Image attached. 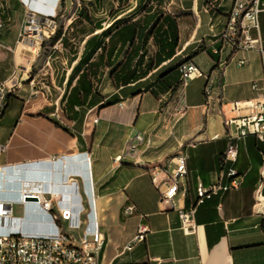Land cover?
<instances>
[{
  "label": "crops",
  "instance_id": "obj_1",
  "mask_svg": "<svg viewBox=\"0 0 264 264\" xmlns=\"http://www.w3.org/2000/svg\"><path fill=\"white\" fill-rule=\"evenodd\" d=\"M60 1L20 0L24 10L17 14V3L0 0V85L7 88L0 116V200L18 211L0 234L52 230L46 213L19 201L21 181L42 185L52 214L68 207L74 183L73 209L80 204L86 213L93 195V218L105 237L99 264H264V216L254 206L256 191L264 198V143L248 137L239 144L236 191L201 203L197 196L199 186L215 184L229 166L223 154L233 127L224 121L245 114L229 104L264 101V91L251 89L262 78L264 56L232 55L215 37L234 0H88L89 21L75 22L80 7L62 34L68 42L60 53L64 74L37 91L26 81L33 50L15 40L27 12L53 16ZM133 23L136 31L116 33ZM258 23L264 42V12ZM188 57L202 77L176 88L177 65ZM240 59L246 64L238 65ZM178 155L185 157L187 174L170 208L160 193L170 184V159ZM127 205L134 207L131 216L122 213ZM190 209L194 229L184 233L178 210ZM82 219L73 231L77 237ZM141 223L148 227L144 240L124 251Z\"/></svg>",
  "mask_w": 264,
  "mask_h": 264
},
{
  "label": "built area",
  "instance_id": "obj_2",
  "mask_svg": "<svg viewBox=\"0 0 264 264\" xmlns=\"http://www.w3.org/2000/svg\"><path fill=\"white\" fill-rule=\"evenodd\" d=\"M264 12V2L261 0H234L232 8L227 15L225 26L222 31L216 35L217 41L221 43L222 48H227L232 55L236 52L256 51L261 57L264 56V42L261 41L258 31V16ZM28 26H23L20 33L27 37H38L41 41L47 39L50 31H54L55 15L48 17L30 14ZM4 24L0 19V30ZM254 31L257 36L252 38L251 32ZM28 32V33H27ZM21 34H19L20 36ZM60 42V39L58 40ZM214 53H219L214 50ZM242 66L246 64L245 59L237 62ZM179 80L176 88L183 89L189 81L202 77V73L193 61H185L178 67ZM212 83L208 81L204 87V94L208 96L211 92ZM251 89L259 94L264 91V66L263 75L260 80L251 83ZM7 88L4 84L0 85V115L6 104ZM230 110L234 112L245 111V114L231 119H226L224 125L232 126L233 132H228V145L223 154L224 163L228 164L226 172L220 175L218 182L203 188H197L198 203L204 199H209L218 193H227L236 191L239 188V177L234 169V164L238 157V146L248 137L254 138L259 143H264V101L249 100L245 102L230 103ZM136 140L141 141L137 136ZM172 167L168 170V180L170 184L164 192L160 193V200L167 203L170 208H174V199L179 193L181 182L187 174L186 161L183 155H178L170 159ZM2 170L0 169V174ZM223 177L227 178L226 184H221ZM32 182L39 184L41 189L39 193L33 194L27 189L24 183ZM19 191V201L22 204H30L33 207L46 213L52 224L51 232L45 235H29L20 232L9 234H0V264H99L101 251L105 244V237L100 231L93 218V199L89 200V210L83 213L81 205L73 209L74 201L78 197L75 194L76 186L74 183L69 185L71 197H69L68 207L61 209L57 214L51 213L50 200L45 198L42 185L37 181H21ZM184 191V190H183ZM183 194V192H182ZM25 196L36 198V201H25ZM57 202V204H59ZM11 202L0 200V226L13 224L16 219L13 216ZM255 207L261 210L264 216V198L259 191L255 193ZM194 209L189 211L178 210L180 220V229L184 233H190L194 227L192 218ZM124 216H131L135 213L132 205H127L122 211ZM84 224L81 236L76 237L74 230L79 229ZM148 232V227L139 224L135 236L124 247V251L132 249L133 245L142 242Z\"/></svg>",
  "mask_w": 264,
  "mask_h": 264
},
{
  "label": "rangeland",
  "instance_id": "obj_3",
  "mask_svg": "<svg viewBox=\"0 0 264 264\" xmlns=\"http://www.w3.org/2000/svg\"><path fill=\"white\" fill-rule=\"evenodd\" d=\"M13 1L15 4L17 3V5H19V7L16 8V10H14L17 14L20 8L24 10V5L20 3V0H13ZM23 1L28 2L29 0H23ZM61 1L63 2V4L59 5L57 12L55 14V17L56 15H58V17H57V21L55 22V27L53 28L54 33L50 38L48 39L43 38L40 41L38 37H32L30 35L29 37H27V35L20 33L22 31L23 26H28V21L30 20L31 17L29 16L30 14H35L36 16H38L37 13L29 11L23 17V23L20 25L15 40L16 44H23L29 46L33 50L34 58L30 62V65L28 67L29 69L27 74L28 78L26 81L27 84H29L32 80L33 86L36 87L37 91L45 89L44 87H46L47 82L50 79L56 80V78H59L61 73L64 74V71L61 69L65 68L64 65L65 56H62L60 54L61 52L64 53V51L61 43L58 40L64 33L68 21L75 17L76 10H78L80 7L88 3V0H61ZM31 4H35V2L31 0ZM45 4L50 5L49 2L47 1L45 2ZM33 8L35 9L34 6ZM19 34L21 35L19 36ZM54 52L55 54L53 55L52 53ZM49 55L50 58H48ZM46 62H48V64H46ZM57 72H58V77L56 76ZM54 91L55 93H59L58 89H54ZM13 212H14L13 214H16V212L18 211H13Z\"/></svg>",
  "mask_w": 264,
  "mask_h": 264
},
{
  "label": "trees",
  "instance_id": "obj_4",
  "mask_svg": "<svg viewBox=\"0 0 264 264\" xmlns=\"http://www.w3.org/2000/svg\"><path fill=\"white\" fill-rule=\"evenodd\" d=\"M62 4H63V2L60 1V5H62ZM76 15H77V19L75 20V22H77V20H79V19L84 20V21H89V19H90V16H89V14H88L87 6H85V5L82 6V7L78 10V12L76 13ZM57 17H58V15H56L54 21H57ZM71 25H73V23H72ZM130 30L136 31V24H135V23H133V24H131V25H128L126 28H125V27H124V28L122 27V28H121L120 30H118L116 33H119V32H121V31H124V32L127 33V32L130 31ZM53 33H54V32H53ZM56 34H59V33H56ZM52 35H53V34H52ZM52 35H51V36H52ZM51 36H50V37H51ZM50 37H49V38H50ZM47 39H48V38H47ZM60 43H61L62 47L68 46V42H67V40H66V35H63V36L60 37ZM185 61H191V58L188 57V58L184 59L183 61H181V62L177 65V70H178L179 65H180L181 63L185 62ZM73 70H74V69H73ZM73 70H72V72H73ZM72 72H71V74H72ZM82 76H83V74L80 75L79 79L77 80V83H76L75 87H73V88L70 89L69 96H68V98L66 99V104H67L68 106L70 105L69 98H70V96L76 91L77 87L80 85V80H81ZM70 80H71V75H70V77H69V79H68V81H67V85H69ZM177 84H178V82L176 83V86H177ZM83 92H84V94L86 93L85 90H83ZM76 106H78V105H76ZM4 107H5V106H4ZM3 109H4V108H3ZM2 112H3V110H2ZM1 114H2V113H1ZM0 116H1V115H0ZM257 142H258V141H257Z\"/></svg>",
  "mask_w": 264,
  "mask_h": 264
},
{
  "label": "bare ground",
  "instance_id": "obj_5",
  "mask_svg": "<svg viewBox=\"0 0 264 264\" xmlns=\"http://www.w3.org/2000/svg\"><path fill=\"white\" fill-rule=\"evenodd\" d=\"M36 1H38V0H36ZM27 184H28V186H27L26 190H29L33 194H37L40 192L41 189L39 188V184L24 183V185H27Z\"/></svg>",
  "mask_w": 264,
  "mask_h": 264
},
{
  "label": "water",
  "instance_id": "obj_6",
  "mask_svg": "<svg viewBox=\"0 0 264 264\" xmlns=\"http://www.w3.org/2000/svg\"><path fill=\"white\" fill-rule=\"evenodd\" d=\"M35 1V0H33ZM48 17H51V16H48ZM26 169H29V170H34V169H38V165H28L25 167ZM25 201H36V198L34 197H31V196H25L24 198Z\"/></svg>",
  "mask_w": 264,
  "mask_h": 264
}]
</instances>
